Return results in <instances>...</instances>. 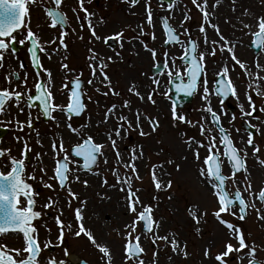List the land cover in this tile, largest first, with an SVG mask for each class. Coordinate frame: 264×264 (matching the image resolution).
Instances as JSON below:
<instances>
[{
  "label": "snow or ice",
  "instance_id": "snow-or-ice-1",
  "mask_svg": "<svg viewBox=\"0 0 264 264\" xmlns=\"http://www.w3.org/2000/svg\"><path fill=\"white\" fill-rule=\"evenodd\" d=\"M91 2L0 0V70L5 69L9 59L15 61V67L5 71L0 80V128L16 133L13 141L19 145L14 155L13 149L0 137V237L15 234L21 240L18 247L0 240V264H91L87 259L75 257L66 243L68 234L78 241L86 238L96 253V264H160L161 249L170 250L169 262L176 257L187 261L192 256L188 239L178 231L164 230V218L156 215L161 200L159 193H167L165 198L169 201L177 195L176 179L168 166H174L175 172L185 177L194 170L197 190L211 197L210 200L207 197L185 199V214L194 234L203 235L209 213L218 225L216 238L200 253V264H232L233 261L264 264L261 255L264 241L257 243L249 239L251 233L243 226L250 210L258 221L264 222V207L260 206L264 205V184L259 187L253 184L247 164L251 154L264 165V159H260L264 149L256 140L258 135L264 136V103L258 105L256 100L264 101V75H261L264 72V63H261L264 15L253 16L245 8L236 18L230 36L220 23L222 0H157L156 9L152 0H143V16L135 28L126 25L105 34L102 29L106 19L90 11L86 5ZM122 2L129 5L132 15H139L133 9L141 5V0ZM39 4L44 5L47 26L59 28L58 35L47 40L30 22V6ZM231 4V11L236 13L238 0H231ZM178 8L180 19L174 25L172 21ZM69 12L73 14L71 18ZM196 13L200 18L196 29L200 37L191 30ZM243 17L250 19L246 22ZM73 18L79 31L71 26ZM224 22L232 24V18ZM209 30L214 37L209 35ZM85 31L90 45L86 55L87 79H83V69L70 66L67 55L60 56L61 51L67 53L69 49L67 40L71 34L84 41ZM236 31L251 37L247 47L255 51L252 62L237 53V47L243 45L235 39ZM129 32L132 34L127 35ZM148 37L151 42L159 40L160 43L152 46ZM113 41L119 51H115ZM98 43L113 48L115 55L101 52ZM126 43L133 45L137 56L142 50L151 60V68L142 73L148 84L137 83L132 78L127 94L109 73L110 65L123 59ZM17 45L26 47L32 73L20 58ZM137 45L140 50L136 49ZM53 56L59 60V73L43 62V58L51 61ZM210 64L216 66L210 69ZM237 71L240 75L234 78L232 74ZM57 75L61 77L59 86ZM241 78H244L243 100L237 83ZM181 94L200 95L203 103L197 109L201 113L199 119L193 120L179 110ZM100 97L109 100L103 108H100ZM112 97L116 99L111 100ZM158 98L168 102L174 128L187 126L198 130V134L191 135L188 131L180 132L183 149L180 163L171 158L148 163L151 158L145 145L128 143V137L134 132L144 138L158 133L161 127ZM229 98L237 101L239 116L226 109L225 101ZM238 119L242 121L244 133L236 127ZM41 121L49 125L51 134L40 132L37 124ZM233 131L238 134V141ZM34 149L38 150L34 152ZM33 153L36 164L29 171ZM142 165L148 170L155 193L150 200L141 195L145 191ZM92 178L103 188L123 193L122 209L129 219L112 229L120 239L119 249L94 224H88L89 201L75 185L87 189ZM33 182L47 189L48 195L43 200ZM101 199L111 197L105 193ZM50 212L54 213L52 219L57 229L55 240L52 228L44 220ZM41 227L46 233L43 239ZM145 242L154 249L150 259ZM55 247L61 248L62 257L44 256L47 249Z\"/></svg>",
  "mask_w": 264,
  "mask_h": 264
},
{
  "label": "rangeland",
  "instance_id": "rangeland-1",
  "mask_svg": "<svg viewBox=\"0 0 264 264\" xmlns=\"http://www.w3.org/2000/svg\"><path fill=\"white\" fill-rule=\"evenodd\" d=\"M96 0H93L91 4L86 5L89 7L90 11H94L97 13L98 16H103L106 19V25L102 29L105 34H111L118 27L131 25L135 28L136 24L140 22L143 16V0H141V5H138L133 11L139 13V15H132L129 12V5L127 3H123L122 0H100V2L96 5ZM186 2V0H185ZM44 3H47L44 0ZM67 3L73 4L74 0H67ZM254 3V4H253ZM222 4L225 5V9L221 8V12L223 16L221 18V27L222 30L227 35H233V25L236 24V18L243 13L245 8L250 9L253 16L256 15H264V4L261 3V0H238L237 4V11L233 13L231 11V0H222ZM152 6L156 9V0H152ZM238 6L241 7L239 10ZM43 4L33 5L30 6V13H31V26L34 30L40 32L43 35L45 40L49 39L52 36H56L59 33V28L51 29L47 25L49 21L45 16V12L43 11ZM252 7H255L254 9ZM66 10V9H65ZM179 10V8H178ZM68 15H73L71 12ZM176 22L178 23L180 19V14L178 12L175 15ZM227 18H232V24H227L224 21ZM199 14H195V19L191 23L192 25L198 26L199 23ZM236 20V21H235ZM72 27H76L77 31H79L75 19L73 23H71ZM157 35H160V24L158 23L156 26ZM132 33L129 32L127 35H131ZM85 39L88 38V32L85 31L83 33ZM235 39L242 42L243 46H238V54L241 56L242 59L252 62L254 59L253 53L247 47H244V44L249 43L247 39H251L248 36H244L243 33L236 31L234 33ZM74 39H78L75 34H71L70 38H68V45L69 49L67 53L64 51L60 52V56L67 55L68 60L67 62L70 64L71 67L80 70L83 69L84 73L87 69L86 67V52L88 49L86 47L85 40L81 42H74ZM148 42L152 44V46H156V42H151L150 37L147 38ZM85 44V45H84ZM75 46H80V56L75 57ZM90 47V45H88ZM97 47L103 53H107L108 55H115V51H119L118 45L114 48L105 47L103 44H97ZM137 50H140L139 45L136 46ZM244 50V51H241ZM78 55V53H77ZM123 59L117 60L115 63H112L109 68V73L114 81V83H118L125 94H127V85L130 79L135 78L137 83H143L144 85L148 84V81L143 78L142 73L148 71L151 68V60L148 54L144 53L141 50V54L137 56L135 51L133 50L132 44H125L124 49L122 50ZM26 57V56H25ZM43 62L46 66H51L54 68L56 73H59V60L56 56H53L52 60L49 61L47 58H43ZM261 63H264V54L261 55ZM15 67V63H12L11 68ZM255 70V69H254ZM23 75V72H21ZM264 75V72L261 73ZM86 77V75H85ZM60 75H57L56 84L59 86L60 83ZM31 83V81H30ZM60 100V97H57ZM100 108H103L104 104L109 102L108 99L100 97ZM111 100H115V97L110 98ZM95 104H93V108H95ZM200 108V104H198ZM201 113L199 111H194L191 114V119H199ZM23 119V116H21ZM44 124L43 121L37 126L41 133L44 134H51L52 129L47 124L45 127L42 125ZM172 124V123H171ZM170 124V125H171ZM187 126H181V128L185 129ZM44 128V129H42ZM148 125L145 124V129L147 130ZM181 128H174L171 125V128L165 133V138L167 140H171L172 142H179L180 143V130ZM197 130H193V134H197ZM13 131H11L10 135L3 140L6 146H9L13 149V154H17L16 149L19 147L13 141V135H15ZM156 134L153 133L152 136L144 138L139 137L137 133H132L134 136V140L131 144H136L137 142H141L145 145L147 155L150 156V161L148 163H156ZM161 145V144H160ZM38 149H34V152ZM174 159L176 163L180 161L176 156H162V159ZM45 162H47V158H45ZM255 162V161H254ZM258 163V162H257ZM36 161L33 153V160L32 164L29 166V171L32 170L33 166H35ZM256 165V164H255ZM42 166V165H41ZM259 166V164H257ZM260 167V166H259ZM168 170L173 173V177L176 179V183L174 184V189L177 193L176 198L172 201L167 200L165 197L167 193L161 192L159 196L161 197L160 206L156 212L157 217H163L165 220L164 223V230L166 231H178L180 232L184 238L188 239L189 241V248L192 252V256L187 260L184 261L182 258L176 257L173 262H169L167 259L168 255H171L170 250L161 249L160 255V264H200L201 256L200 253L202 249L206 246V244L214 240L216 236V229L218 227L217 221L214 216L209 213L207 218L208 222L203 226V235H196L192 232L191 223L189 218L185 214V199L193 200L194 198L203 199L210 194L204 192L203 190H197L196 184L183 177H176L177 173L175 172L174 166H169ZM142 174L144 175L145 179L143 182V186L145 191L141 193L142 197L145 200H150L151 196L155 193L152 191L151 184H150V177L148 174V170L146 167L142 165ZM39 176V172L37 173ZM83 178V177H82ZM34 187H36L39 191H41L40 199L43 200L44 197L48 195L47 189H44L42 185H38L36 182H33ZM77 191L81 193V195L86 196L89 201V210L88 216L90 219L88 220L89 225H95L96 229L100 231L102 234L105 235V238L113 245L114 248L119 249L120 247V239L117 237L116 233L112 230L114 227H120L123 222L129 219L127 216L124 215L122 209V197L123 193H119L115 190H109L107 188H103L100 186L98 180L96 178H92L91 186L87 189H84L82 185H75ZM107 194L111 197L110 200H102L101 196L103 194ZM264 207V205H260ZM251 216H254V211H250ZM54 213L50 212L44 220L47 221L49 227L52 228V238L55 240V236L57 234V229L54 220L52 219ZM69 214L66 213V216ZM110 217V219H109ZM44 220L40 222L42 225ZM41 238L43 239L46 236L45 230L41 227ZM0 240L6 241L11 246H20L21 240L19 236L15 234H9L5 237H0ZM66 241L68 242V247L73 251L76 257L87 259L91 262V264H96V253L95 251L88 245L86 238L83 240H75L73 237L68 234L66 236ZM144 247L147 249V257L150 259L152 252L154 249L152 248L151 244L145 242ZM215 251V249H214ZM44 256H56L57 258L62 257L61 248L55 247L53 251H48V249L44 252ZM117 262H119V255H117Z\"/></svg>",
  "mask_w": 264,
  "mask_h": 264
},
{
  "label": "flooded vegetation",
  "instance_id": "flooded-vegetation-1",
  "mask_svg": "<svg viewBox=\"0 0 264 264\" xmlns=\"http://www.w3.org/2000/svg\"><path fill=\"white\" fill-rule=\"evenodd\" d=\"M99 2H100L99 0L95 1V3H97V4ZM177 12H178V14H180V10L177 9ZM69 17L71 18L72 16L69 15ZM73 20H74V18L71 19V23H73ZM173 22H174V24H177L176 17L173 19ZM196 29L194 30L193 25H192V27H191L192 32L194 33V35L196 37H199L198 36L199 33L197 32ZM209 35L211 37H214V33L211 30H209ZM74 42L77 43V42H82V41H80L79 39H74ZM85 43L87 44V39H85ZM159 43H160V41L157 40L156 44H159ZM23 50L26 51V48L24 46H23ZM78 52H79V49H76V53H78ZM12 63H14V61L9 59L8 64L6 65L5 69L0 70V80L3 79V73L8 70L9 65H12ZM215 66L216 65H214V64H210V69L214 68ZM85 75H86V77H84L83 79H87L88 78V75H89L88 70L85 72ZM232 75L235 78L236 76L240 75V72L239 71L234 72ZM212 78H213V72L210 70L209 71V79L211 80ZM237 83L240 86L241 100H243V98H244L243 97L244 84H242L241 80H238ZM181 95H182V98H183L184 95L183 94H181ZM96 98L97 97H94V99H96ZM62 99H63V97H60V100H62ZM259 102L261 104L264 103V101H262L261 99H259ZM158 103L160 105V108L158 109V111L160 113L159 119H160V122H161V127H160L158 133L156 134V160L159 159L160 157H161V159L157 160V163L160 162V161L167 160V159H164V158L162 159V156H166V155L179 157V161L181 162L183 149H182L180 143L179 142H175V141L172 142L171 140H167L165 138V136H164L165 133L171 128V125H172L171 124L172 122L170 120V113L168 112V107H167L168 102L166 100L162 99V98H158ZM202 103L203 102L201 100L200 95L196 94L194 96V98H193L192 103H190L188 105H184L182 108H179V110L187 113L190 116V118H191V114L194 111H198L197 110V109H199L198 104H200V106H202ZM213 103L216 104L217 108L219 107V105H218V103H217V101L215 99L213 100ZM230 103L231 104L228 105L225 102L226 109L229 111V113L236 112L237 115L239 116V108H238L237 101L234 98H230ZM90 107L93 108V104H90ZM225 125L227 126V120L226 119H225ZM236 127L241 128V133H244V128L242 127V121H240L239 119L236 122ZM181 131H188L190 135L193 134V130L188 129V127H186L185 129L181 128L180 132ZM196 132L198 134V130ZM232 134H233L234 138H237V141H238V139H239L238 134L235 131H233ZM129 139H131V140H129ZM129 139H128L129 141H133L134 140L132 135L129 137ZM256 140H257V143L261 144L262 149H264V136H259L258 135L256 137ZM161 141H162V144H161ZM160 148H163L164 150L163 151H159ZM158 152H159V154H157ZM249 153H251V149H249ZM262 154H264V152ZM252 158H254V157L251 154H249L248 160H247V164L250 162V160ZM262 166L264 168V165H262ZM253 169H254V171H250L251 174H252L253 182H255V184H256L257 180H261V179H263V182H264V172L257 173L256 168L253 167ZM258 174H259V176L257 178ZM194 176H195L194 170L191 171L187 177L182 176L181 174H178V173L176 175V177H183L185 179H191V180H194ZM230 219L234 220V218H230ZM234 222H238V221L234 220ZM243 226L251 233V236L249 237V239H255L257 241V243H259L261 241H264V222H260L256 218L249 219V216H248V219H247L246 223L243 224ZM261 255L264 256V253H262ZM233 262H232V264H236V263H233Z\"/></svg>",
  "mask_w": 264,
  "mask_h": 264
},
{
  "label": "bare ground",
  "instance_id": "bare-ground-1",
  "mask_svg": "<svg viewBox=\"0 0 264 264\" xmlns=\"http://www.w3.org/2000/svg\"><path fill=\"white\" fill-rule=\"evenodd\" d=\"M225 5H221V7H220V9H219V17H220V20H221V18H222V16H223V13L221 12V8L222 9H225ZM238 8H239V10L241 9V7L240 6H238ZM243 19L247 22L249 19H250V17H243ZM236 21V20H235ZM237 22V21H236ZM241 51H243V50H241ZM257 173H259V170H257ZM211 199V198H210ZM209 199V200H210Z\"/></svg>",
  "mask_w": 264,
  "mask_h": 264
}]
</instances>
